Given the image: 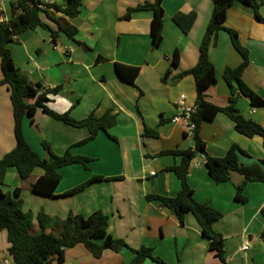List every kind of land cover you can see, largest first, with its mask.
<instances>
[{
	"label": "crops",
	"instance_id": "1",
	"mask_svg": "<svg viewBox=\"0 0 264 264\" xmlns=\"http://www.w3.org/2000/svg\"><path fill=\"white\" fill-rule=\"evenodd\" d=\"M6 0L2 14L6 22L13 17L12 3ZM65 8L68 0H40ZM155 0H82L80 14L70 18L55 9L40 17L48 28L37 27L21 34L10 45L15 66L33 83L44 90L60 87L48 95L46 106L75 120H84L93 114L115 118V125L107 133L101 131L87 143V128H76L57 121L42 110L23 121V132L30 147L43 159L52 160L45 150V142L56 155L67 151L74 156L92 159L88 169L81 164L60 170L61 181L55 191L57 197H45L32 192V184L45 174L36 168L23 180L18 170H7L4 193L20 189L25 212L36 217L45 213L50 217L46 233L60 234L59 225L72 212L88 217L102 211L109 217L107 234L123 239L129 248L120 252L106 250L95 258L79 244L68 249L63 264H130L134 250L142 246L153 248L155 257L165 264H264V183H249L244 189L246 203L235 199L237 186L243 177L233 174L231 180L215 184L205 166L203 154L191 162L188 182L197 202L208 204L223 213L213 224L216 233L223 236L227 261L223 263L210 251V241L202 235L197 219L187 213L182 226L177 218L161 206V201L149 196L175 197L181 190V181L169 167L177 166L182 157L160 155L164 151L195 150V138L186 133V121L173 122L182 116L179 99L186 96L187 106H195L196 85L192 75L176 81L182 72L196 66L200 45L213 13V0H163V40L154 47L151 38L152 11L130 9ZM260 14L264 17V0ZM196 12L197 18L189 34H184L174 23L177 13ZM75 27L73 39L60 34L53 40L51 30ZM226 29L238 33L239 41L249 51V65L243 80L264 99V24L256 21L252 7L235 2L227 11ZM179 52V65L173 66L174 53ZM210 60L215 66L217 81L206 91L210 103L224 108L230 104L231 91L224 79L227 68H237L241 55L232 45L227 31L219 33L210 47ZM116 64L138 68L134 84L123 81ZM167 73H169L168 76ZM166 76V79H165ZM3 80L0 59V82ZM35 99L29 100L33 104ZM236 108L246 119L264 127V106H254L249 98L241 96ZM187 117V116H186ZM15 121L11 91L0 85V159L16 146ZM153 131L156 137L146 135ZM200 136L206 146V156L224 157L237 145L249 157L239 155L244 165H253L264 158V143L260 136L248 138L235 129L234 122L219 113L213 120L203 121ZM205 156V157H206ZM93 177L103 178L90 184L82 192L64 196ZM116 180H108V179ZM35 234L40 228L35 220ZM7 232L0 235V257L9 255ZM102 243V240H99ZM248 244V250H243ZM53 264H59L54 261ZM144 264H161L147 259Z\"/></svg>",
	"mask_w": 264,
	"mask_h": 264
},
{
	"label": "trees",
	"instance_id": "2",
	"mask_svg": "<svg viewBox=\"0 0 264 264\" xmlns=\"http://www.w3.org/2000/svg\"><path fill=\"white\" fill-rule=\"evenodd\" d=\"M162 2L163 0H155L153 3H146L130 9L125 16L126 19H129L135 11L153 12L151 38L154 47H159L163 40L164 10ZM235 2H241L252 7L256 21L264 24V17L260 14L258 0H213V13L200 45L198 63L191 70L182 72L175 78L178 81L187 75H192L195 79L196 111L191 115V118L197 126L193 136L196 148L195 150H172L160 153V155L173 154L182 157V162L179 165L167 169L177 175L182 188L175 197H148L149 199L161 201V206L173 214L182 226L186 214L191 213L197 219L202 235L210 241V251L216 253V257L223 263L227 261L225 241L222 235L214 231L213 224L222 219L224 215L210 205L196 201L194 190L188 182V175L193 159L199 154L206 156V146L200 136L201 125L205 120H213L219 113H225L234 122L237 132L248 138L260 136L264 143V127L253 120L246 119L236 108L241 96L249 98L254 106H264V99L249 88L243 80V73L249 65V51L240 43L236 31L224 27L227 11ZM81 6L82 0H68V5L65 8L55 4H44L40 0H18L12 3V19L8 22H0V59L3 73V80L0 85H7L11 91L16 139L15 148L0 159V235L3 231L7 232V241L10 244L8 253L14 264H53L54 261L63 264L66 251L79 244L84 245L97 259L101 258L106 250L120 252L124 248H129V245L123 239H113L107 234L109 217L102 211H96L88 217L71 212L67 219L59 225V235L46 233L44 230L48 226L50 217L45 213H40L35 217L32 212H25L23 200L20 197V189H16L11 194L4 193L1 188L4 185L9 168L15 167L20 177L26 180L39 167L45 171V174L32 184V192L37 195L55 198L57 197L55 191L62 178L60 170L75 164H81L88 169V164L92 161L87 157L74 156L70 150L63 156L56 155L47 142L43 146L52 157V160L43 159L30 147L25 139L23 121L26 116L32 117L38 110H42L49 117L64 124L76 128H87L90 136L79 144L95 139L101 131L107 133L115 125V118L109 115L96 118L91 114L88 118L78 121L70 113L59 114L49 109L46 106L48 95L57 93L60 87L44 90L39 84L33 83L15 66L10 49V45L15 43L17 38L24 32L34 30L37 27L48 28L40 17L41 13L49 15L46 9H55L70 18H74L80 14ZM196 18V12H180L173 17V21L184 34H189ZM57 23L59 30H51L53 40H56L61 33L71 39L74 38L77 33L75 27L63 28L59 22ZM223 30L229 34L233 47L242 57V62L237 68H227L224 72L223 76L230 87L231 97L230 104L221 108L207 101L206 91L217 81L215 66L209 56L210 47L217 42L218 35ZM172 64L175 67L179 65L178 51L174 53ZM115 66L118 76L123 81L130 84L135 83L139 74L138 68L121 64ZM168 75L169 73L166 76ZM32 99H35V102L30 104L29 100ZM186 133H189L187 128ZM145 134L153 137L157 136L155 132L150 130H146ZM239 155L249 157L245 150L233 145L224 157L206 156L205 166L215 184L229 182L233 174L242 176L243 182L237 186L235 199L238 202L246 203L248 199L243 194L245 187L249 183H264V158L253 165H244L240 162ZM102 179L101 177H93L64 196L76 195L93 182ZM35 220L40 228V232L37 234L33 232ZM261 236L264 239V231ZM99 240H102V243H99ZM134 253V258L130 264H144L147 259L165 264L161 259L154 256L151 247L142 246L134 250Z\"/></svg>",
	"mask_w": 264,
	"mask_h": 264
},
{
	"label": "built area",
	"instance_id": "3",
	"mask_svg": "<svg viewBox=\"0 0 264 264\" xmlns=\"http://www.w3.org/2000/svg\"><path fill=\"white\" fill-rule=\"evenodd\" d=\"M6 0H0V22H4V17L2 14V5L5 3ZM16 38V37H15ZM179 105L180 108L183 110L182 116H178L173 119V122H179V121H186L187 123V129L191 136H194L195 130L197 128L196 124L193 122L191 115L195 113L196 107L195 106H187L186 104V96L182 95L179 99ZM187 116V117H186ZM203 158L206 161L205 155H203ZM248 244H245L243 247V250H248ZM0 264H14L11 257L9 255L0 257Z\"/></svg>",
	"mask_w": 264,
	"mask_h": 264
},
{
	"label": "rangeland",
	"instance_id": "4",
	"mask_svg": "<svg viewBox=\"0 0 264 264\" xmlns=\"http://www.w3.org/2000/svg\"><path fill=\"white\" fill-rule=\"evenodd\" d=\"M4 184H5V182H4Z\"/></svg>",
	"mask_w": 264,
	"mask_h": 264
}]
</instances>
